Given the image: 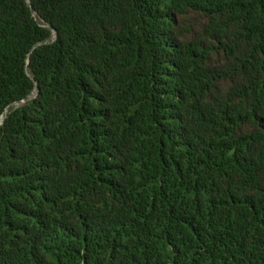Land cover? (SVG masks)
<instances>
[{
  "label": "trees",
  "instance_id": "trees-1",
  "mask_svg": "<svg viewBox=\"0 0 264 264\" xmlns=\"http://www.w3.org/2000/svg\"><path fill=\"white\" fill-rule=\"evenodd\" d=\"M0 264H264V0H0Z\"/></svg>",
  "mask_w": 264,
  "mask_h": 264
}]
</instances>
